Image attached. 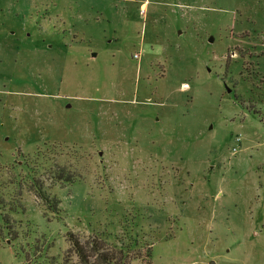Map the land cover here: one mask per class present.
Wrapping results in <instances>:
<instances>
[{
    "label": "rangeland",
    "instance_id": "obj_1",
    "mask_svg": "<svg viewBox=\"0 0 264 264\" xmlns=\"http://www.w3.org/2000/svg\"><path fill=\"white\" fill-rule=\"evenodd\" d=\"M69 231L264 264V0H0V264Z\"/></svg>",
    "mask_w": 264,
    "mask_h": 264
},
{
    "label": "trees",
    "instance_id": "obj_2",
    "mask_svg": "<svg viewBox=\"0 0 264 264\" xmlns=\"http://www.w3.org/2000/svg\"><path fill=\"white\" fill-rule=\"evenodd\" d=\"M62 177H59L61 179ZM58 179V178H57ZM68 182L70 179L67 178ZM66 180V181H67ZM40 196L52 211L58 209L59 201H50V199L42 192ZM69 248L66 251L65 264H131L135 259L139 258L137 251L130 255L127 248L117 247L108 243L107 239L98 235L82 237L79 233L69 231L67 233ZM75 255L78 259L73 262L71 256ZM151 264V249L145 255Z\"/></svg>",
    "mask_w": 264,
    "mask_h": 264
},
{
    "label": "built area",
    "instance_id": "obj_3",
    "mask_svg": "<svg viewBox=\"0 0 264 264\" xmlns=\"http://www.w3.org/2000/svg\"><path fill=\"white\" fill-rule=\"evenodd\" d=\"M135 57H138V54H135ZM239 140H240V138H239V137H237L236 141H238V142H239Z\"/></svg>",
    "mask_w": 264,
    "mask_h": 264
},
{
    "label": "water",
    "instance_id": "obj_4",
    "mask_svg": "<svg viewBox=\"0 0 264 264\" xmlns=\"http://www.w3.org/2000/svg\"><path fill=\"white\" fill-rule=\"evenodd\" d=\"M212 40H213V37L210 38V41H212ZM94 55H95V54H94Z\"/></svg>",
    "mask_w": 264,
    "mask_h": 264
}]
</instances>
